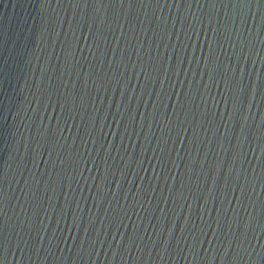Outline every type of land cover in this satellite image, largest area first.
<instances>
[{
	"label": "water",
	"instance_id": "water-1",
	"mask_svg": "<svg viewBox=\"0 0 264 264\" xmlns=\"http://www.w3.org/2000/svg\"><path fill=\"white\" fill-rule=\"evenodd\" d=\"M0 264H264V0H0Z\"/></svg>",
	"mask_w": 264,
	"mask_h": 264
}]
</instances>
